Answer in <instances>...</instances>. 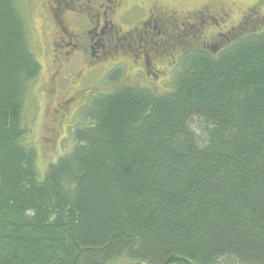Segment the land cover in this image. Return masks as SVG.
<instances>
[{
    "label": "trees",
    "instance_id": "trees-1",
    "mask_svg": "<svg viewBox=\"0 0 264 264\" xmlns=\"http://www.w3.org/2000/svg\"><path fill=\"white\" fill-rule=\"evenodd\" d=\"M18 8L0 0V264H264V23L180 34L167 89L111 73L41 180Z\"/></svg>",
    "mask_w": 264,
    "mask_h": 264
},
{
    "label": "rangeland",
    "instance_id": "rangeland-1",
    "mask_svg": "<svg viewBox=\"0 0 264 264\" xmlns=\"http://www.w3.org/2000/svg\"><path fill=\"white\" fill-rule=\"evenodd\" d=\"M128 1L139 4L145 10L157 7L155 11L163 13L160 17L165 19V22L176 23L174 24L178 33L188 31L183 37L184 47L197 43H211L214 47H220V44L227 42V36L234 30L237 34L239 27H251L259 21L264 23V0ZM16 3L25 21L31 50L42 66L37 80L29 85L23 112L25 125L29 129V135L23 142L35 146L33 148L38 154L37 166L42 180L48 165L51 162L56 163L63 154L74 148V128L89 123L83 114L91 97L110 91L109 88L116 85L114 82H107L111 73L120 70V81L150 85L156 90L167 89L172 86L169 78L173 75V68L179 63V58L174 51L157 53L155 59L151 56L152 64L156 66L154 70L158 71L157 77L153 73L142 71L143 67L139 66L141 58L134 57L135 53H131L132 56L129 57H126L125 53L109 56L94 67L90 65L94 61L90 53L71 60L61 55L60 59L56 60V52L50 49V33L57 34L48 18L47 5L50 0H16ZM76 9L79 10L78 7ZM144 18L142 13H137L120 18L118 22L128 30L137 23H142L146 19ZM74 22L76 27L83 28L86 25L82 18ZM161 26L162 23H159V27ZM74 30L75 27L70 28V32ZM153 36L155 40L163 39V36ZM179 48L182 46L179 45ZM54 68L62 72L56 84L57 91L51 92L50 77L55 72ZM73 82H80V85L74 86ZM70 86H74V90L79 91V94L75 96L76 101L63 113L59 110V104Z\"/></svg>",
    "mask_w": 264,
    "mask_h": 264
},
{
    "label": "flooded vegetation",
    "instance_id": "flooded-vegetation-1",
    "mask_svg": "<svg viewBox=\"0 0 264 264\" xmlns=\"http://www.w3.org/2000/svg\"><path fill=\"white\" fill-rule=\"evenodd\" d=\"M129 2L128 0H50L47 5L48 18L57 31L56 35L50 33V49L56 52V60H59L61 55L71 60L90 53L94 58L90 65L94 67L109 56L125 53V56L129 57L132 56L131 53H135L134 57L141 58L139 66L143 67L142 71L153 73L157 77L158 71L154 70L156 66L152 64V59H155L157 53L166 52L168 49L176 53L181 42L180 33L177 32L175 22L170 24V20L165 22V19L160 17L163 13H157V7L153 6L145 10L139 4ZM137 13H142L146 19L128 30L118 22L120 18ZM80 18L86 23L83 28L74 25V20ZM159 23H162L161 27ZM71 27H75L74 32H70ZM154 34L156 37L163 36V39L155 40ZM61 72L55 69L51 75V92L57 91L56 84ZM78 84L80 85V82H73L74 86ZM74 86H70L61 99L59 110L63 113L76 101L75 96L79 94V91L74 90Z\"/></svg>",
    "mask_w": 264,
    "mask_h": 264
}]
</instances>
